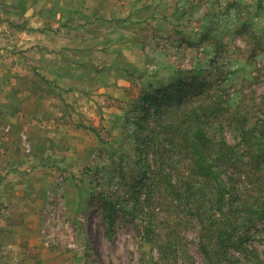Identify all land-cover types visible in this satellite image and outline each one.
Wrapping results in <instances>:
<instances>
[{"label":"rangeland","instance_id":"1","mask_svg":"<svg viewBox=\"0 0 264 264\" xmlns=\"http://www.w3.org/2000/svg\"><path fill=\"white\" fill-rule=\"evenodd\" d=\"M76 6L88 11L74 16L78 31L89 18L102 20L109 35L94 53L107 68L95 86L114 79L115 59L127 83L113 87V96L97 87L86 91L83 104L68 90V100L77 103L71 111L60 101L44 103L47 88L32 74L42 118L35 113L24 122V3L0 0V264H207L196 219L182 212L173 218L176 237L167 257L146 239L147 209L135 208L144 194L136 197L154 165L152 155L143 160L139 150L145 112L139 102L151 86L206 78L217 57L225 66L216 83L256 112L253 121L264 115V0H93ZM225 134L236 142L233 131ZM153 228L152 237L164 235ZM15 241L24 244L22 263ZM255 244L264 260V241Z\"/></svg>","mask_w":264,"mask_h":264},{"label":"trees","instance_id":"2","mask_svg":"<svg viewBox=\"0 0 264 264\" xmlns=\"http://www.w3.org/2000/svg\"><path fill=\"white\" fill-rule=\"evenodd\" d=\"M218 62L215 57L206 78L145 91L139 150L143 160L152 155L154 166L139 181L136 198L144 197L135 208L147 209L146 239L164 257L176 237L173 218L182 212L196 219L207 264H222L223 258L264 264L255 244L264 241V115L253 121L256 112L216 83L225 66ZM226 129L235 133V143ZM153 227L164 235L152 237Z\"/></svg>","mask_w":264,"mask_h":264},{"label":"crops","instance_id":"3","mask_svg":"<svg viewBox=\"0 0 264 264\" xmlns=\"http://www.w3.org/2000/svg\"><path fill=\"white\" fill-rule=\"evenodd\" d=\"M6 1L15 4L19 0ZM21 1L24 3V20H22L24 23V122H32L35 113L40 118V113L43 111V105L40 106L41 104L38 103L40 96L33 90L35 85L32 81L29 82L32 74H36L37 78L42 80L41 87L47 88L46 93L49 96L43 98L44 103L48 100V102L52 101L51 105L56 106L60 101L71 111L74 110L77 103L68 100V95H70V93L66 94L68 90H75L78 95L76 97H79L78 101L83 104L88 101L86 91H92L97 87L99 88L98 93L106 91L110 93L108 95L113 96L115 95L113 87L118 88L127 83L123 72L119 74V61L115 59L111 69L114 79L104 83L100 81L98 86H95V80L107 68L103 67V64H97L98 58L94 53L103 47L100 45L103 37H109V35L106 29L101 26L102 20H89V18H85L84 30L78 31L76 29L77 18H75L88 14L87 9H83V12L79 9L76 10V4L84 2L86 5H90L93 0ZM102 67L103 70H101ZM89 72H94L91 76L93 81L86 80V73ZM25 81L29 83H25ZM90 96L96 99V94ZM93 102V100H89V103ZM75 109L77 108L75 107ZM45 111L47 110L44 109ZM13 183L19 184V182ZM18 197L22 198L23 195ZM17 243L10 244L14 249H17L16 254L22 263L24 261V244L21 241H19V245Z\"/></svg>","mask_w":264,"mask_h":264},{"label":"bare ground","instance_id":"4","mask_svg":"<svg viewBox=\"0 0 264 264\" xmlns=\"http://www.w3.org/2000/svg\"><path fill=\"white\" fill-rule=\"evenodd\" d=\"M98 216V215H97ZM98 218V217H97ZM97 218H96V220H97ZM97 226V225H96ZM98 226H99V224H98ZM99 228V227H98ZM94 238V237H93ZM94 240V239H93Z\"/></svg>","mask_w":264,"mask_h":264}]
</instances>
